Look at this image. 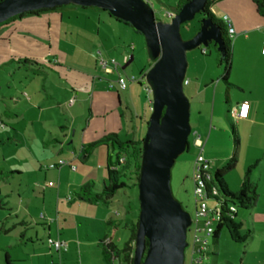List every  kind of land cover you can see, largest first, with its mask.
Wrapping results in <instances>:
<instances>
[{
    "label": "rangeland",
    "instance_id": "rangeland-1",
    "mask_svg": "<svg viewBox=\"0 0 264 264\" xmlns=\"http://www.w3.org/2000/svg\"><path fill=\"white\" fill-rule=\"evenodd\" d=\"M144 1L151 6L155 21L162 23L171 21V18L166 17V13L173 11L179 2L178 0ZM66 8H72L73 11L70 12L68 10L71 9ZM63 10L65 11L62 17L57 14L52 15L53 22L50 29L47 19H41L44 34L49 35L50 32L58 39V44L54 43L51 50L47 40H41V43L37 44H21L15 41L20 46L17 49H20L21 54L17 52L12 54L5 43L7 57L3 58L0 55V138L5 142L4 147L0 148V165L5 171H8L9 168L6 166L10 164L20 165L25 171L23 185L26 175H31L34 169L38 172V166L32 155L42 160L46 158L43 152L50 146L49 141L61 132V125H68L67 122L72 123L73 117H77L74 129L80 132L83 128L89 110L88 97L80 98V95L78 98L74 97L76 105L72 109L64 104L66 98L72 94V86L80 78V72H89L108 80L117 91H120L115 83L118 73L126 80L127 77L132 76L138 80L132 84L126 81L127 89L124 94L128 95L129 85H133L132 96L127 103L128 110L123 104L121 107L114 106L117 115L119 116V112L123 115L120 125L119 121H116L114 130L121 141L131 139L142 141L152 113V96L144 79L152 61L148 57L143 35L130 27L127 30L122 28L115 30L112 26H107L108 14L98 8L83 9L68 5ZM99 18L100 22L97 23ZM201 21L202 16L197 14L193 20L181 26L180 33L183 40L196 35ZM109 22L116 26L113 19L110 18ZM97 28L100 29L99 38L95 34ZM91 42L99 47L93 46ZM128 44L134 47L133 59L118 73L116 71L112 74L106 73L88 54L92 49V51L98 49L106 59L114 57L120 63L121 48L124 45L127 47ZM14 47L16 49V45ZM203 50L205 54H202ZM217 53V48L213 44L209 47L200 46L186 53L185 81L187 83L191 81L195 85L198 84L196 79H200L202 87L200 88L199 85L198 92L194 91L193 86L188 87L184 84L183 87L190 105L191 134L187 140L188 149L176 158L171 169V191L183 209L192 219H195L196 199L192 162L202 152L203 147L196 145L194 141L201 136L202 141H205V155L212 158L209 159L212 163L214 160H220L225 163L224 165H230L231 158L235 157L234 169L228 170L227 166H223L224 179L230 192L234 194L238 193L239 188L247 180L252 187V192L257 196L255 203L250 207H237L238 214L232 220L233 225L226 224L220 232L218 247L209 237L205 260L195 264H264V124L256 123L250 126L240 121L236 122L230 117L231 108L225 96L226 86L220 81L223 66L217 62ZM25 57L41 60L46 67L54 70L51 71L43 66L42 72L39 70L33 73L37 67L17 64V59ZM54 61L58 66H54ZM262 62L264 64V61ZM69 67L75 70H70ZM228 80L231 84L228 91V103L231 101L232 105L242 99L243 90L248 98L255 96L260 98L264 95V72L262 71L251 74L236 68L229 74ZM113 89L109 90L113 93L115 92ZM261 91L263 94H260ZM120 94H123V91H120ZM262 102L261 111L264 110V97ZM262 120H264L263 115L258 121ZM233 127H237L238 130L241 127L240 150L238 149L237 153ZM208 133H211V138L206 143ZM7 139H11L10 142ZM2 159L8 164L3 163ZM41 165H43L42 162ZM104 171L106 173V170ZM96 179L95 183L99 190L102 187V181L99 178ZM125 181L129 186L132 183L130 180L125 179ZM5 185L0 180V189L3 193L6 191ZM252 192L246 190V196L250 200L254 197ZM115 201L118 202L116 208L121 213L120 218L128 207L138 215L137 187L130 186L121 190L116 195ZM207 205L210 208L215 206L211 201H208ZM0 214L4 216L10 214L6 205L3 206V210H0ZM129 236L128 230L119 228L115 244L121 248ZM43 241L47 244L46 236L43 237ZM190 248L191 244L185 250V264L190 263ZM115 264L118 262L116 261Z\"/></svg>",
    "mask_w": 264,
    "mask_h": 264
},
{
    "label": "crops",
    "instance_id": "crops-1",
    "mask_svg": "<svg viewBox=\"0 0 264 264\" xmlns=\"http://www.w3.org/2000/svg\"><path fill=\"white\" fill-rule=\"evenodd\" d=\"M66 9H71L68 10L70 12L73 11L72 8ZM64 11L61 9L55 12L42 13L38 16L27 15L1 26L0 55L3 58L7 57L5 43L12 54L15 52L21 54L20 49H17L19 45L15 41L21 44H37L41 43V40H47L51 50L54 43L58 44V39L50 32L49 35L44 34V25L41 19H47L50 29L53 22L52 15L57 14L62 17ZM211 11L218 18L227 16L234 29L231 37L232 66L229 74L236 68L251 74L259 71L264 72L262 62L264 61V18L257 13L255 5L250 0H219L211 5ZM38 18L40 20H37ZM109 19L108 16L106 18L107 26H112L115 30L118 28L128 29L127 25L117 21L114 22L116 23L114 26L109 22ZM97 21L99 23L100 18ZM99 33L100 29L97 28L95 33L97 38H99ZM91 43L95 46L93 42ZM96 46L98 45L96 44ZM125 46L121 48L120 63L124 55L131 54L129 64L133 59L134 47L129 44L127 47ZM92 50L88 54L96 62L99 57L106 59L98 49ZM50 52L52 54V51ZM107 58L115 59L114 57ZM35 61L46 67V64L41 60ZM53 64L58 66L55 61ZM127 65L120 66L118 71L123 70ZM46 68L51 71L54 70L48 66ZM69 69L75 70L71 67ZM57 73L61 75V73ZM79 75L80 78L72 86V94L66 98L64 104L67 105V108L72 109L76 105L74 97L78 98L79 95L80 98L88 97L89 110L81 131L78 132L74 129L77 117H73L72 123L67 122L68 125H61V132H58L59 135L49 141L50 146L43 152L46 154V158L42 160V158L39 159L32 155L38 166V172H35L34 169L33 174L26 175L24 185L22 180L25 171L20 165L10 164L6 166L9 168L8 171H5L0 165V180L6 184L4 193L0 189V210H3V206L6 205L10 212L7 216L0 214V264H5L6 257L13 264H115L116 261L118 264H123L117 258H112L111 262L108 263L100 248V241L109 235L110 237L106 238L105 241H111L115 244L119 228L107 227V222L110 219L120 222L127 221L133 217V209L128 207L127 210H124L123 217L120 218L121 213L116 208L118 202L115 200L110 205H92L78 200L75 197V191L92 181L96 182V178L101 181L105 179L104 170L109 163L113 162L116 150L112 146L105 145H97L93 148H86V146L98 144L108 134H116L114 133L115 123L119 121L120 125V119L123 118V115L119 112L118 116L114 106L121 107L123 104L128 110L127 103L132 96L133 85L131 86L132 83L129 85L128 95L124 94L126 90L120 94L121 90L117 91L113 89L114 87L109 88L108 80L100 76H94L89 72H80ZM196 80L198 84L194 85L188 81L187 86H193L194 91L198 92V87L199 85L200 88L202 87V82L200 83V79ZM108 88L115 90V92L112 93ZM242 92L244 93L242 99L237 100L235 105H232L231 101L228 104L233 109L237 108L241 102L247 101L249 103L248 116L244 120L234 119V121H240L250 126L256 123L264 124V120L258 121L260 116H264V110L261 111L260 106L263 103L264 95L260 98L256 96L248 98L245 96V91ZM260 94H263L262 91ZM72 99L74 101L70 103ZM239 130L241 131V127ZM239 130L235 127L238 139L236 153L241 143ZM210 138L211 133H208L206 143L209 142ZM194 143L202 146L203 150L194 161L192 160V172L196 160L209 161L212 159L205 155V141H202L201 136H198ZM43 147L46 148L44 145ZM61 159L66 164L54 169L48 168L49 165L56 164ZM2 161L8 164L6 160L2 159ZM214 162H210V173L220 172L222 180L230 192L223 173V166L228 167V165H224L225 163L220 160H214ZM234 162L230 165L231 169H234ZM49 182L53 183L52 186H48ZM237 214L238 212L235 213L234 217ZM10 225L11 227H9ZM45 236L47 244L43 241ZM48 239L64 242L66 250L56 251L49 245ZM218 243L219 241L215 244L217 247Z\"/></svg>",
    "mask_w": 264,
    "mask_h": 264
},
{
    "label": "water",
    "instance_id": "water-1",
    "mask_svg": "<svg viewBox=\"0 0 264 264\" xmlns=\"http://www.w3.org/2000/svg\"><path fill=\"white\" fill-rule=\"evenodd\" d=\"M206 2L189 0L169 23H162L155 21L151 6L144 0L0 1V24L27 12L74 5L107 11L143 35L148 57L153 62L144 75L152 96V113L141 142L133 264H185L191 216L172 194L171 169L176 158L187 150L191 134L190 105L183 90L186 53L206 47L209 42L220 49L221 42L216 28L206 20L188 40H183L180 28L203 12Z\"/></svg>",
    "mask_w": 264,
    "mask_h": 264
},
{
    "label": "trees",
    "instance_id": "trees-1",
    "mask_svg": "<svg viewBox=\"0 0 264 264\" xmlns=\"http://www.w3.org/2000/svg\"><path fill=\"white\" fill-rule=\"evenodd\" d=\"M1 1V0H0ZM189 0H179L177 7L173 11H169L170 13L175 14L178 10L181 9L182 5L187 3ZM219 0H207V2L204 5L203 12L199 13V15L202 16V22L205 20L208 21L212 27L216 28L219 34V40L221 42L220 49L217 45L214 44V42H209L207 47L209 45H214L217 48V62L219 65L223 66V75L220 77V81L226 86V99L228 104V91L231 84L229 83L228 76L231 70L232 66V40L229 36L228 30H227V24L221 19L215 16L211 11V5ZM256 7L257 13L264 18V0H250ZM65 6H58L51 9H41L34 12H27L24 14L17 15L8 21L1 23V26H4L10 22H13L14 20L21 19L24 16L27 15H40L42 13L47 12H55L57 10L64 9ZM83 8V7H81ZM85 9V8H83ZM108 14V16L113 19L114 21L123 23L127 25L128 27L132 28L129 24L122 22L118 19H115L109 15L107 11H104ZM200 29V28H199ZM134 30V29H133ZM205 51H202V54H205ZM17 64L22 65H30L37 67L36 70L33 71H43V65L35 60H31L28 58H20L17 59ZM153 63V62H152ZM152 63L149 64L148 70L151 67ZM147 70V71H148ZM36 73V72H35ZM233 134H234V145L235 149L238 147V139L237 135L235 133V127H233ZM7 141H9L7 139ZM141 140H127V141H121L118 134H108L104 136L98 144H91L86 146V148H93L97 145H105V146H112L113 149L116 150L115 159L112 163H109L106 168V177L102 181V187L98 190L95 182H90L80 188H78L75 191V197L83 202H86L88 204L92 205H110L113 203V201L116 198V195L121 191L124 190L130 186L137 187L138 179H139V166L141 161ZM4 143L2 139L0 138V148L4 146ZM188 148V144H187ZM235 154V152H234ZM234 158H231V162H234ZM231 165V164H230ZM228 165L227 169L230 170L231 166ZM2 175V174H1ZM212 181L208 183L209 187H216L218 190V196H209L208 201L213 202L215 205L218 204L221 207L222 211V221L218 222L215 226V231L213 235L210 237L213 240L214 244H217V241L220 236L221 230L224 228L226 224H232L233 225V217L235 213L232 214L231 218L226 217L227 213L229 211L230 206L237 207H243L245 206H251V204L255 203L256 195L254 192H252V187L249 186L248 181L241 186L238 193H230L223 180L222 175L220 172H216L215 174H212ZM130 180L132 183L129 186V184L125 181ZM246 190L249 192H252L254 197H252V200H250L246 196ZM137 224H138V215L133 214V217L130 218L127 221H115L110 219L109 222H107V227L110 228H122L129 231L130 236L129 239L124 243V245L119 248L111 241L106 242L105 239L109 238L110 236L107 235L104 237V240L100 241V248L107 260L108 263L111 262L112 258H117L121 263L123 264H133V251H134V241L137 231ZM189 242V239H187ZM147 241H145V246L147 248ZM146 250V249H145ZM5 264H13L7 257L5 258Z\"/></svg>",
    "mask_w": 264,
    "mask_h": 264
},
{
    "label": "built area",
    "instance_id": "built-area-1",
    "mask_svg": "<svg viewBox=\"0 0 264 264\" xmlns=\"http://www.w3.org/2000/svg\"><path fill=\"white\" fill-rule=\"evenodd\" d=\"M174 14L167 12L166 17L173 18ZM227 24V30L229 36L232 37L234 29L232 28L230 21L227 16L221 18ZM264 53V47H263ZM131 60V54H126L122 58V62L118 63L115 59H104L99 57L97 59V65L104 69L108 74L118 73V68L120 66L127 65ZM127 80L131 83L138 81L135 77H127ZM119 73L116 79V84L119 90L124 91L127 88V81ZM183 84H187L185 81ZM109 88H113V84L109 83ZM150 91V90H149ZM73 99L70 103H73ZM249 112V103L243 101L238 104L237 108L230 110L229 114L232 119L244 120L247 118ZM66 164L64 160H58L56 164H51L48 166L49 169H54ZM74 169V167H72ZM210 161L208 160H196L193 168V180L195 183L194 197L196 199V210L195 219L191 218V224L188 227L189 244H191L190 252V263L195 264L200 263L205 259L207 250V240L211 237L215 231V226L218 222L222 221V211L221 206L216 204L213 208L208 207V197L218 196V190L216 187H209L208 183L212 181V174L209 171ZM53 183L49 182L48 186H52ZM236 213V208L234 206L229 207V211L226 217L231 218L232 214ZM48 243L56 251L66 250V244L59 240L48 239Z\"/></svg>",
    "mask_w": 264,
    "mask_h": 264
}]
</instances>
